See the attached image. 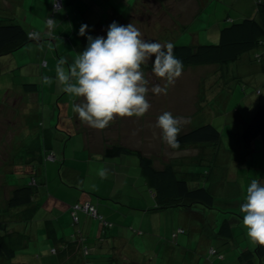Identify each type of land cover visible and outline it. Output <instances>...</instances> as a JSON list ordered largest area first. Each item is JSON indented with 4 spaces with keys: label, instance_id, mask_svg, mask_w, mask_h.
Masks as SVG:
<instances>
[{
    "label": "crops",
    "instance_id": "0c3cea01",
    "mask_svg": "<svg viewBox=\"0 0 264 264\" xmlns=\"http://www.w3.org/2000/svg\"><path fill=\"white\" fill-rule=\"evenodd\" d=\"M220 1L61 0L62 6L53 16L56 26L50 35L46 17L51 0H0V24H19L25 33L18 48L0 53V81L6 82L0 90V139H3L0 155L1 160L10 161L7 166L10 171H28L31 175L30 182L23 175L10 184L0 181V189L9 193L5 207L9 209L7 200L16 187L31 184L35 190L30 202L15 206L17 211L7 220L10 222L0 226V235L5 236L2 242L14 243L9 259H0V264H14L12 257L28 245L32 232L34 264H83V245L90 249L88 260L92 264H264V260L256 257L246 261L255 243L247 237L239 208L227 217L231 235L222 234L218 231L217 215L213 216L211 211L215 198L210 206L182 198L166 199L165 205L156 197L154 183L144 173L136 155L104 154L105 147L111 144L138 149L151 159L155 169L171 165L176 177L185 178L190 188L204 185L213 195L217 188L226 191L228 186L221 183L222 171H228L225 154L219 156L215 144L190 142L171 149L156 126L157 117L167 111L186 117L180 132L187 131L193 128L190 116L195 114V108L184 111L181 106L168 104L161 110L162 105L153 98L156 94L148 88L150 108L143 115L142 124L137 118L135 121V116L115 117L107 127L96 129L72 110L81 97L70 96L55 79L57 62L63 59L65 66L72 64L76 54L86 46V38L78 35L82 24L89 26L86 35L95 37L106 35L107 26L113 21L122 25L132 23L144 40L150 41L151 32L164 30L166 41L167 32L177 35L176 43L181 37L180 27L175 22L167 24L159 16L187 18L194 11L198 14L205 11V16L211 17L220 6L226 13L225 21L256 16L257 0ZM152 15L158 22L156 31L151 30ZM218 31L210 39H218ZM191 41H194L191 45H197L201 40L197 35ZM235 62L242 79L264 80V41L242 53ZM252 72L255 76L250 77ZM151 73L154 74L150 70ZM45 76L53 79L52 84L43 83ZM246 83L244 91L249 87L250 94L262 95L260 101H246L254 104V108L264 104L263 88L255 90ZM249 118L243 119V129ZM242 131L234 143L239 147L243 143L245 150L253 149L251 142L258 137L245 141ZM258 139L264 152L261 138ZM134 140L137 143H132ZM240 148L235 149L241 152ZM49 154L52 158H47ZM200 166L209 168L203 170ZM255 178L264 182V173L260 175L257 171ZM229 192L240 198L246 189L233 187ZM85 201L92 203L108 223L83 210H77L74 218L72 205ZM234 214L241 218H234ZM177 227L184 232L173 234ZM212 248L222 258L210 254Z\"/></svg>",
    "mask_w": 264,
    "mask_h": 264
},
{
    "label": "rangeland",
    "instance_id": "374dc122",
    "mask_svg": "<svg viewBox=\"0 0 264 264\" xmlns=\"http://www.w3.org/2000/svg\"><path fill=\"white\" fill-rule=\"evenodd\" d=\"M220 2V0H214V3ZM150 6L151 8H154V4L152 3V1H150ZM214 14L215 16L208 17L205 16V11L201 14L195 13L194 11V14L189 13L187 18L186 16H159V18L167 24H173L175 22L182 31L180 34L181 37L175 43L174 39L177 35H175L174 32H167L166 35L168 36L166 38L168 39L166 41V39L164 38V30H162L161 32H156L155 34L150 31V41L157 40L156 42H159L161 44L172 42L175 45H191L192 43L194 44V41H191L192 37L196 39L197 35H199V38L201 40L199 41L200 44L202 40H205L202 43L206 44L216 43L218 39H210L211 34L216 31V29H220V27H222L229 21L224 20L226 17V13L221 6L215 9ZM154 18L155 16L152 15L150 21L153 23V26H151V30L156 31L158 22L155 21ZM220 19L222 20L221 22H223L222 24L219 21ZM153 35L161 36L160 38L155 37L156 40H154V38H152ZM205 36H208L209 38H205ZM148 62L149 61H145L144 64L141 65V69L144 72L145 78L148 80L147 87L149 89H152L153 86L159 85L162 88L167 87L168 89L167 94L162 93L153 96L154 100L162 105L160 106L161 110L164 109V107H166V105L168 104L171 106H181L184 108V111H190L191 109L195 108V114H192L190 116L191 126L196 127L205 122H211L220 130V139L219 142L215 144V151L218 150L219 156H221L222 153L225 154L224 165L228 168V171H222L224 174L222 175V178L224 180H221V183L224 184L225 187L228 186L232 190L233 187L234 189L236 187H239L240 190L242 188V191H244L246 189V185H248V183H250V181L255 178L257 171L260 173V175H263L264 152L259 148V136H257L258 138H255L253 142H251V147H253V149L251 150H245L246 147L243 143L240 144L241 148L234 143L236 135L238 133H241V131L243 130V119L249 118L256 108H254V104L251 106V104L246 100L253 99L254 102H257L258 99L260 101V99L262 98V95L259 93L257 94V96H254V94H250V91L248 89L249 87H247V90L244 91L243 83H246L247 80H244L239 76L237 64L235 61H229L221 64L209 63L183 66L181 76L176 78L175 82L172 84H168L164 78H160L153 73L149 74L150 70L152 71V67L149 66L150 64ZM254 74L255 73L252 72L250 74V77L255 76ZM246 85H253L255 87V90L263 88L264 91V80H253L250 82L248 81ZM3 86H6V82L0 81V90ZM198 92L201 95H199ZM153 98H151V100L153 103H155ZM82 99L83 98L81 97L79 103L82 101ZM146 99H149V97L146 96ZM158 108L159 106H157V109ZM136 118L142 124L144 117H135V121ZM119 121V123H121L122 119H120ZM138 137H142V135H138ZM2 140L3 139L1 137L0 146ZM132 143L137 142L136 140H134ZM223 148H225V150H230V152H228L227 150H223ZM235 148H240L241 152H239ZM259 154L263 155L260 156ZM215 162L216 164L218 163L217 161ZM9 163L10 161L7 159L1 160L0 155V181L3 180L7 184H10L15 180H19L23 175L26 176V178L28 179L27 181L30 182L29 179H31V175L29 176L28 171H26L25 169L24 171L26 172L22 171L24 173L18 172L16 170L10 171L7 168ZM201 168L203 170H208L209 166H200V169ZM196 169H198V167H196ZM228 187L224 192L222 191V188H217L218 191H214L215 204L214 208L212 210L209 209V211L211 210L213 212V216L217 215V222H221L224 217H230L231 215L229 212L237 213V211H235L234 209L238 210L239 208V211H241V204L244 202L245 196L243 197V195H245L246 193H242V196H240V198H237V195H234L235 193L229 192ZM8 194L9 193L5 192V190L0 189V226L9 223L10 221L7 220L10 219V217L13 216V214L17 211V207H9V209L5 207V199L7 198ZM238 201L239 207H237ZM237 216L234 214L233 217L238 219ZM32 218V221L34 222V217ZM31 236L32 240H29L30 242L28 243V245L21 247L17 251L15 256L12 257L14 264H34V232H32Z\"/></svg>",
    "mask_w": 264,
    "mask_h": 264
},
{
    "label": "clouds",
    "instance_id": "9594fccd",
    "mask_svg": "<svg viewBox=\"0 0 264 264\" xmlns=\"http://www.w3.org/2000/svg\"><path fill=\"white\" fill-rule=\"evenodd\" d=\"M51 2L55 7L56 0ZM47 26L54 28L56 21L48 18ZM88 28L82 24L78 31L79 36L86 38L84 50L76 54L70 65L65 66L66 62L59 60L55 79L70 96L83 98L72 105V110L90 127L103 129L115 117H141L149 110L148 80L141 69L145 61L151 62L154 74L168 84L181 76L183 62L174 54L172 42L144 40L132 23L122 25L113 21L104 36L86 35ZM52 82V78L43 77V83ZM167 91V87H152L154 94H167ZM186 122V117L167 111L157 117L161 138L171 149H179L178 135ZM241 212L247 237L264 245V182L254 178L248 183Z\"/></svg>",
    "mask_w": 264,
    "mask_h": 264
},
{
    "label": "trees",
    "instance_id": "16d2710c",
    "mask_svg": "<svg viewBox=\"0 0 264 264\" xmlns=\"http://www.w3.org/2000/svg\"><path fill=\"white\" fill-rule=\"evenodd\" d=\"M50 7L48 15L50 14ZM56 12L51 14L52 19ZM47 29L50 35H52V28L47 26ZM24 35L25 33L19 24H0V53L2 54L18 48L24 41ZM29 36H32V34ZM26 38H28V36ZM263 41L264 0H257L256 16H246L241 20L229 21L223 25L219 29L218 41L216 43H201L197 45L177 44L174 45V54L182 60L183 66L209 63L221 64L237 60L242 53L254 49ZM220 134V130L217 126L211 122H205L187 131L180 132L178 140L180 144L190 142L216 144L219 142ZM241 135L245 141H250L252 138L259 136L264 148V104L259 105L255 109L252 116L246 122ZM125 153L133 154L138 157L144 173L149 176L154 183V193L156 197L164 202L165 205L166 202L164 200L166 199L178 200L180 198L199 201L207 206L212 204L214 195L208 187L200 185L190 188L185 178L176 177V172L171 165L167 164L162 169H155L151 159L143 155L140 150L121 144H111L104 149V154L108 157H114ZM34 191V187L31 184L16 187L7 200L8 207L20 206L30 202ZM97 214L101 216L100 220L102 222L108 223L101 214L98 212ZM178 229H182V231ZM218 231L225 235H231V225L227 217H224L220 222ZM178 232H184V229L177 227L173 234ZM4 237V235H0L1 261L9 259L14 248L13 242H2ZM85 249L87 252H85ZM82 254L84 260L83 264H92L91 261L88 260V255L90 254L89 247L83 245ZM210 254H215L217 258H222V255L217 253L214 248L210 250ZM252 257H256L259 261H263L264 245L255 243L254 248L248 251L246 261H253Z\"/></svg>",
    "mask_w": 264,
    "mask_h": 264
},
{
    "label": "built area",
    "instance_id": "2783aa9c",
    "mask_svg": "<svg viewBox=\"0 0 264 264\" xmlns=\"http://www.w3.org/2000/svg\"><path fill=\"white\" fill-rule=\"evenodd\" d=\"M61 6H62L61 0H56V6L55 7L53 6V4H51L50 14L46 17V23H47V19L51 18V14L53 12H56ZM47 158H52V155L51 154L47 155ZM77 210H83V211L87 212L88 214L101 219V216H99L97 214L95 207L92 204H90L89 202H82V203L77 202V203L72 205L71 213H72L74 218H75V212ZM178 230L182 231V229H178ZM85 252H87L86 249H85Z\"/></svg>",
    "mask_w": 264,
    "mask_h": 264
}]
</instances>
